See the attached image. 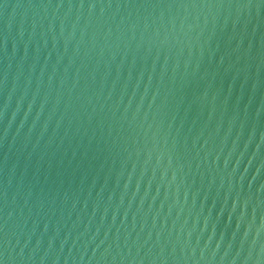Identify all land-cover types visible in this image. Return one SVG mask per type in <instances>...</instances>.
I'll return each instance as SVG.
<instances>
[{
    "label": "water",
    "instance_id": "obj_1",
    "mask_svg": "<svg viewBox=\"0 0 264 264\" xmlns=\"http://www.w3.org/2000/svg\"><path fill=\"white\" fill-rule=\"evenodd\" d=\"M0 264H264V0H0Z\"/></svg>",
    "mask_w": 264,
    "mask_h": 264
}]
</instances>
